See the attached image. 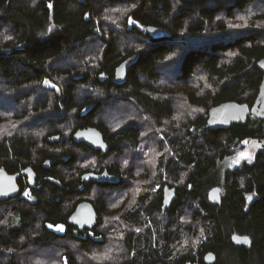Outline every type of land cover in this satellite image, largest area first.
I'll return each instance as SVG.
<instances>
[{
	"label": "trees",
	"instance_id": "1",
	"mask_svg": "<svg viewBox=\"0 0 264 264\" xmlns=\"http://www.w3.org/2000/svg\"><path fill=\"white\" fill-rule=\"evenodd\" d=\"M122 5L127 16L111 14ZM263 7L264 0H0V122H9L0 171L20 180L30 168L37 180L32 202H0L12 213L6 224L0 215V264H33L29 250L60 264H264V122L207 127L211 108L255 101ZM8 98L12 110L1 108ZM89 127L107 153L73 141ZM247 145L255 146L253 160L220 175L219 164ZM87 157L97 164L82 168ZM104 171L118 183L81 182ZM131 187L140 189L132 205L111 210L110 195ZM213 187L221 188L220 206L208 202ZM85 199L98 216L88 232L68 222ZM233 235L250 247L233 245Z\"/></svg>",
	"mask_w": 264,
	"mask_h": 264
},
{
	"label": "water",
	"instance_id": "2",
	"mask_svg": "<svg viewBox=\"0 0 264 264\" xmlns=\"http://www.w3.org/2000/svg\"><path fill=\"white\" fill-rule=\"evenodd\" d=\"M78 3H83L84 0H74ZM148 32L155 34L153 29H147ZM259 72L262 73V81L259 86L258 94L255 98L252 106L248 104H240L237 102H225L218 106H215L209 110L207 117V127L211 130H227L233 125H244L247 123L250 117L261 120L264 122V58L259 60L256 64ZM129 64H121L115 72V82L124 83L127 78V70ZM76 144H85L87 147L95 151L107 153L108 147L105 143L102 134L96 128H85L77 130L72 137ZM50 140H54L53 138ZM57 140V138H56ZM50 161L44 163L45 168H49ZM24 175L33 173L30 168H27L22 172ZM35 175H31V180L35 181ZM89 181H96L101 183H118L117 177L109 175L106 171L101 174L85 173L82 175L81 182L86 183ZM169 197L170 200L165 202V206H169L175 200L174 191H171ZM20 193V189L16 183V179L13 175L6 171H0V202L6 199L17 197ZM208 202L212 205H221V188L213 187L207 194ZM254 197L250 196L247 199L248 205L253 201ZM97 213L91 203L87 201L80 202L73 213L69 217V224L77 228L78 230H93L97 223ZM231 242L235 246L250 247L251 241L248 237L233 235ZM206 263L214 262V255L207 254L205 256Z\"/></svg>",
	"mask_w": 264,
	"mask_h": 264
},
{
	"label": "rangeland",
	"instance_id": "3",
	"mask_svg": "<svg viewBox=\"0 0 264 264\" xmlns=\"http://www.w3.org/2000/svg\"><path fill=\"white\" fill-rule=\"evenodd\" d=\"M259 8H261V7L259 6ZM128 10L129 9H128L127 5H122V6H119V8L112 9L111 10V14L112 15H115V16H123V17H125L128 14ZM254 10H256V9H254ZM247 14H249V13H247ZM247 14H245V15H243V14L242 15H238L237 16V19H236L235 25L237 26L238 23L241 22L244 19L245 16H248ZM131 24H132V22H131ZM207 35H208V33H207ZM177 53H178V55L180 54L179 51ZM164 75H165L164 76L165 81L166 82L167 81L169 82V81H172L173 80L174 75H175V72L174 71L171 72V73L166 72V73H164ZM50 86L51 85L48 84V87H50ZM9 98L6 99L5 101H3L4 106L1 107V108H4V110H8V109H11L12 110V109H14L13 104L11 102V99H9ZM119 106H122V104L119 105ZM118 110H120V109H118ZM107 115H109V119L115 118V116H117L116 113H114L113 115H111L110 113H108ZM1 116H3V114ZM4 118H3V121L0 122V138H2L4 135L8 136V133H9V131H8L9 122L6 121V117H4ZM40 131H42V130H39L38 132H40ZM42 133L44 134L45 132H41V134ZM150 149H152V148H150ZM254 153H255V146L254 145H247V147L243 151H240L236 155L232 156L229 159L224 160L223 162H221L219 164V174L220 175H223L224 172H226L227 170H232V169H235V168H239L244 163H250L253 160V158H254ZM122 162L124 163V167L123 168H127V167L130 166V162L131 161H129L128 158H125V159H123ZM96 164L97 163L95 162V159L94 158L87 157V158L84 159V161L82 162V164L80 166L82 168H87L88 169V167H94ZM139 170H141V169L140 168L134 169V171H133L134 173L133 174H135L137 176V174L139 173ZM90 173H93V172H90ZM136 183H137V186L138 187L141 186L140 185V183H141L140 181H137ZM138 187L137 188L131 187V189L128 188L127 191H125L123 195L122 194L117 195L115 193H112L110 195V200H111V205L110 206H111V210H114L115 208L119 207V205L120 206H123V205L126 204V208H127V206L129 207L130 204L132 205V203L134 202V196L136 195V192H138L140 190ZM93 198H96V195H93L91 197H87V199H89V200H92ZM33 200H34L33 197L32 198L31 197L29 198V202H32ZM83 201H86V199L83 200ZM0 215L3 216V218H4V220L2 221V223H4V224H6L12 218L11 210L9 208H7V207L0 208ZM31 251L30 250L27 251V254H25V255L27 257H31L30 259L33 260V264H60V262H57V261L56 262L48 261V259L50 257H48L47 260H44L45 262H42V261H40L38 259V258L41 259V257H39V256L36 257L34 255V254L39 255L41 252H39V251H33L34 252V254H33ZM102 257H104V255H102ZM105 257H106V254H105ZM62 258L63 257H61L60 259L62 260ZM93 258L96 260L97 263H101V260H100V257L99 256L94 255Z\"/></svg>",
	"mask_w": 264,
	"mask_h": 264
},
{
	"label": "flooded vegetation",
	"instance_id": "4",
	"mask_svg": "<svg viewBox=\"0 0 264 264\" xmlns=\"http://www.w3.org/2000/svg\"><path fill=\"white\" fill-rule=\"evenodd\" d=\"M21 175L22 176H21V179L20 180H19V177L18 176H14L13 175L15 177L16 183H17V185H18V187L20 189L19 195L17 197H14V198H10L9 197L5 201H1V202L13 201V200H15L17 198L23 199L24 201H29V198L30 197L31 198L33 197L34 198V196H32V193H31L30 189H32L36 185V181L37 180L36 179H35V181H32L31 180V175H33V173H29L28 175H24L22 173ZM170 193H172V192L169 191V192L166 193V195H164V203L165 202H168L170 200V197H169ZM174 197H175V193H174ZM68 222H69V219H68ZM84 230L86 232L89 231V230H86V229H84ZM84 230H80V231L84 232Z\"/></svg>",
	"mask_w": 264,
	"mask_h": 264
},
{
	"label": "snow or ice",
	"instance_id": "5",
	"mask_svg": "<svg viewBox=\"0 0 264 264\" xmlns=\"http://www.w3.org/2000/svg\"><path fill=\"white\" fill-rule=\"evenodd\" d=\"M131 23V21H129ZM49 227H52L51 225H49ZM57 227H61V230H62V226H57Z\"/></svg>",
	"mask_w": 264,
	"mask_h": 264
}]
</instances>
